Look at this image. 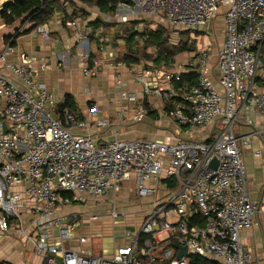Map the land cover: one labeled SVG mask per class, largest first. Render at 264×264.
Masks as SVG:
<instances>
[{
    "label": "built area",
    "instance_id": "1",
    "mask_svg": "<svg viewBox=\"0 0 264 264\" xmlns=\"http://www.w3.org/2000/svg\"><path fill=\"white\" fill-rule=\"evenodd\" d=\"M8 1L13 0H0V10ZM129 1L132 4L119 2L104 21L144 15L167 28L196 31L220 16L223 41L215 52L217 81L205 49L185 64L196 73L192 85L174 86L188 70L142 71L137 77L140 93L159 98L158 117L179 129L161 140L123 139L118 130L128 119L140 122L148 115L139 92L118 90L116 103L121 107L115 108L114 119L100 118L94 102L86 106L85 115L71 111L64 106V96L57 98L38 80L36 57L22 53L12 61L15 46L2 42L0 230L25 238L48 264H150L156 259L161 264H250L252 253L242 246L240 233L264 209V192L260 202L250 199L242 149L250 146L253 136L264 144V90L256 81L264 57V0ZM60 4L65 9L62 20L78 37L76 59L82 72L93 74L105 48L102 28L97 33L83 31L74 13L85 5H71L69 0ZM49 21L32 32L48 38ZM27 26L19 25L18 31ZM124 101L135 108L123 106ZM244 125L251 126V132H241ZM108 127H113L114 136L103 142L89 133L90 128ZM200 128H208L207 137L193 138ZM130 180L137 198L152 199L132 238L109 258L65 247L64 241L74 239L81 215H59V209L102 201L111 204L110 216L116 220L124 216L117 194ZM119 232L127 237L124 230ZM77 239L87 241L85 236ZM175 245L185 246L186 255L177 258L180 249ZM141 256L148 261L143 263ZM56 257L60 262L55 263Z\"/></svg>",
    "mask_w": 264,
    "mask_h": 264
},
{
    "label": "crops",
    "instance_id": "2",
    "mask_svg": "<svg viewBox=\"0 0 264 264\" xmlns=\"http://www.w3.org/2000/svg\"><path fill=\"white\" fill-rule=\"evenodd\" d=\"M73 3L85 5V7H81L82 11L74 13L83 31L88 29L92 31L88 23H92L98 18L105 22L104 16L111 14L102 13L97 7H89L84 2L74 0ZM130 20H136V18H129L127 21ZM216 20L223 25L221 17L218 16L208 23L206 29ZM113 22L123 23L116 20L109 23ZM49 28V37L46 39L40 34L32 32V30L28 33L20 34L16 39V44L14 45L15 53L12 55L11 60L18 61L22 53L27 54V56L36 57L38 80L57 98L65 94H70L77 106L76 110L82 115L86 114V106L90 104V102H94L98 107V116L100 118L114 119L117 107H121V104L116 103L118 100V90L123 89L139 92L140 100L143 101L149 111L148 115L140 122L128 119L118 130L117 136L120 138L161 140L176 134L179 129L177 125L169 119L158 117V103L153 107L149 105L151 100L157 97L155 95L143 96L140 93L141 88L137 82V77L144 70H157L153 65L147 63L146 66L142 63H129L120 60L117 52H114L115 49L111 48L114 46L112 44L114 41L112 35L109 32L107 35H103L102 32V36L105 38V48L104 53L100 56L101 66L97 70H94L93 74L84 75L76 59L77 50L75 44L78 41V37L62 20L60 12H55L51 17ZM99 29L100 28H96L94 32H92L97 33ZM90 48L92 51L96 48L93 40H91ZM184 53L192 54L193 52ZM210 55V63L214 67L213 79L217 81L218 74L215 68V52ZM195 56L197 57V55H194V57ZM190 57L189 59H192ZM180 61L179 55H177L173 69L183 72L188 70L185 62ZM261 66L264 67L263 64ZM128 67L134 68L128 70ZM187 72L194 71L188 70ZM257 77L264 79V75H258ZM257 85L259 88L261 87L258 81ZM111 101L114 102L113 105H111ZM175 101L178 103L180 99H175ZM122 105L133 107V109L135 108L134 104H129L125 101ZM3 106L4 101L0 99V111ZM153 110H155V113H153ZM168 126L172 131L161 128H166ZM251 130L252 127L249 125H244L240 128V131L243 133H249ZM89 133L97 142H103L114 136V129L113 127L105 129L90 128ZM207 135L208 128H200L195 131L193 138L205 139ZM257 150L260 151V155L255 156L254 152ZM242 158L245 162L249 197L253 201L260 202L264 192V144L258 137H251L250 146H246L242 149ZM124 187L129 189V192L124 195L125 198L134 195V180H130L122 185L120 192L117 194L118 200L122 199L121 193ZM134 197L136 196L134 195ZM136 199L140 204L137 203L133 206H137L138 210L131 213H124L123 217L116 220H113L110 216L111 204L102 201L88 200L79 205L84 206L86 211L91 209L93 212L96 211L93 210L96 206H103L106 211L105 214L93 213L90 211L84 213L76 210L67 211L66 208L72 205L60 208L58 211L59 215L66 216L72 213L81 215V221L75 229L74 239L71 241H64L65 247H71L74 250L89 251L94 255L105 258L111 257L117 247L124 245L132 238V233L148 214L152 201L151 197H136ZM122 204L118 203L119 210ZM130 205H132V203H130ZM140 205H146L147 208L143 210L140 208ZM90 214H98L102 216V218L92 220L89 218ZM123 230L127 232V237L125 239L117 235V232H119L120 235L121 233H125L122 232ZM54 233L57 234V230H55ZM79 236L87 237V241L84 243L79 242L77 239ZM240 242L244 248L252 253L253 258L250 264H264V209L259 210L256 214L254 224L250 228L241 231ZM46 258L47 257L39 255L33 245L25 238L18 237L14 233L0 230V264H48ZM60 260V257H56L55 263L60 262ZM139 260L146 263L148 258L141 256ZM150 264H161V261L160 259H156Z\"/></svg>",
    "mask_w": 264,
    "mask_h": 264
},
{
    "label": "trees",
    "instance_id": "3",
    "mask_svg": "<svg viewBox=\"0 0 264 264\" xmlns=\"http://www.w3.org/2000/svg\"><path fill=\"white\" fill-rule=\"evenodd\" d=\"M73 1L69 0L71 5H74ZM77 1L84 2L89 7H97L102 13L114 12L116 6L121 1L132 4L129 0ZM7 10L10 11L9 14L6 13ZM57 11L65 13L60 0H13L6 2L3 9L0 10V22L4 26L13 27V29L4 36L3 42H10L11 45H15L16 39L20 34L28 33L36 25L47 22ZM25 23L28 26L19 32L17 27ZM141 24L143 23L136 20L123 23H109L103 22L99 18L92 23H88L93 32L96 28H102L103 35H107L109 32L113 37L114 41L112 44L114 46L118 45L117 40H121L123 50L121 51V55H118L119 59L129 63H142L146 66L147 63H150L156 69L170 70L174 68L175 58L178 54L192 51L185 43H170L166 29L160 26L156 28L150 26L139 28L138 26ZM256 81L264 88V79L257 77ZM194 83H196V73L187 72L182 74V78L179 81H174V86L178 88ZM174 99L179 100L180 98L175 96ZM64 106H67L71 111L77 109L70 94L64 95ZM58 108L61 109L60 107ZM201 263L209 264L210 262L203 261Z\"/></svg>",
    "mask_w": 264,
    "mask_h": 264
},
{
    "label": "rangeland",
    "instance_id": "4",
    "mask_svg": "<svg viewBox=\"0 0 264 264\" xmlns=\"http://www.w3.org/2000/svg\"><path fill=\"white\" fill-rule=\"evenodd\" d=\"M131 18H136L137 22L143 23V24L138 26L139 28H143L144 26H150L152 28H156V27L160 26V27L166 29V32L169 36V42L170 43L179 44L181 42V43L187 44V46H189V48L192 49V51H188V52H193V53L192 54H189V53L178 54L179 59L181 60L180 62H185V64L187 62L186 60L189 59V57L191 55H193V56H191L190 58H193L194 55H198V53L204 49L207 50L210 54L213 52H216L218 46L223 41V36H222L223 25L218 20L212 22V24L209 26L208 29H206V27H204L201 30L190 31V30H175V29L167 28L163 24L158 23L154 19H151L150 17L144 16V15L131 16L130 19ZM12 29H13V27L4 26L0 22V46L2 44L1 41L3 42V39L5 38L3 35L5 33L11 32ZM117 43H118L117 46H113L111 48L115 49L114 52H117V54L120 56L121 51L123 50V46H121L122 41L118 40ZM147 51L149 52V50H147ZM258 75L259 76L264 75V67H262V66L258 67L256 76H258ZM260 88L262 90H264V88H262V87H260ZM156 103H158V108L160 109L161 104H160V99H158V98L152 99L151 102L149 103V105H151V107H153ZM153 113H155V110H153ZM174 124L176 125V123H174ZM161 128L166 129L168 131H172L169 126L166 128H164V127H161ZM128 192H129V189L127 187H124L122 190V193H121L122 199L118 200V203H120V204L124 203L120 206V210H122L123 213H129V212L131 213V212H135L138 210L137 206H133V205L139 203L137 201L136 197H134V195L127 197V198L124 197V195H126V193H128ZM112 196L113 195L110 194L109 203H113V197ZM130 203H132V205H130ZM102 208H103V206H101V207L96 206L93 209V210H96L95 212L91 211V209L86 211V208L84 206L74 203V204H72L71 207H67L66 209H67V211L76 210V211H81L83 213L90 211L93 213H104L105 214L106 211L104 208L103 209ZM140 208L145 210L147 208V206L146 205H140Z\"/></svg>",
    "mask_w": 264,
    "mask_h": 264
},
{
    "label": "water",
    "instance_id": "5",
    "mask_svg": "<svg viewBox=\"0 0 264 264\" xmlns=\"http://www.w3.org/2000/svg\"><path fill=\"white\" fill-rule=\"evenodd\" d=\"M260 61H261V63L264 65V57L260 58ZM212 166H213V167L216 166V160H215V159L212 161ZM175 247H177V248L180 249V251L178 252V254H177V256H176L177 258H180L182 255H186V247H185V246L180 247L179 245H175ZM46 259H47V258H46Z\"/></svg>",
    "mask_w": 264,
    "mask_h": 264
}]
</instances>
